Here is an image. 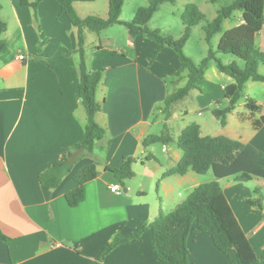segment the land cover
Wrapping results in <instances>:
<instances>
[{"label": "crops", "instance_id": "0c3cea01", "mask_svg": "<svg viewBox=\"0 0 264 264\" xmlns=\"http://www.w3.org/2000/svg\"><path fill=\"white\" fill-rule=\"evenodd\" d=\"M97 2H75L73 6L81 19H107L109 3L104 13V9L88 5ZM0 8L7 25L2 36L6 48L0 58V228L11 240L0 243V264H90L116 235L129 237L161 212L174 211L184 202L179 189L192 193L203 184L191 169L183 176L163 177L181 161L183 152L177 141L191 124L200 126L202 137H226L264 153L263 82L246 84L244 98L222 126L217 113L229 106L235 80L213 68L211 62L204 79L184 99V107L177 110L184 100L175 104L166 120L160 107L181 89L177 88L181 83L186 86L188 82L187 71L177 76L181 64L176 52L159 49L146 38H132L129 32L117 45V39L104 31L98 35L85 30L89 69L106 70L98 93L102 109L96 121L107 135L96 144L95 155L79 161L58 188L44 189L40 175L80 145L85 133L87 115L80 102L79 55L75 53L78 29L57 3L43 1L37 15L48 43L39 53L34 11L20 0H0ZM227 22L232 28L240 26L242 13L236 12ZM263 33L256 36V46L264 52ZM256 89L262 96L253 93ZM161 124L173 142L163 145L164 155L157 158L156 147L146 148L143 142L162 135L156 132ZM127 158L134 160L135 177L122 184L109 169L121 168ZM91 164L97 165L98 176L85 185L84 200L70 207L66 195L78 187L74 176ZM232 178L216 181L261 258L264 210L247 203L258 197L256 191L264 197L262 190L251 185L261 178L248 183ZM155 183L160 185L157 200L149 194ZM117 184L122 191L112 193L110 186ZM188 249L190 264H231L210 233L191 236ZM104 264L163 263L148 230L140 240L114 249Z\"/></svg>", "mask_w": 264, "mask_h": 264}, {"label": "trees", "instance_id": "16d2710c", "mask_svg": "<svg viewBox=\"0 0 264 264\" xmlns=\"http://www.w3.org/2000/svg\"><path fill=\"white\" fill-rule=\"evenodd\" d=\"M43 1L45 0H20L22 6L34 11V20L40 38L39 53L48 43V38L40 28L37 15L38 7ZM52 1L60 6L72 25L78 29V48L75 53L79 55L80 102L86 111L87 123L80 145L74 147L40 175V184L46 190L58 188L79 161L94 156L96 144L104 140L107 135L106 129L96 121V116L102 109L98 101V93L106 70L91 71L89 69L85 50V30L100 35L115 25H121L127 28L132 38H146L155 43L159 49L171 48L176 52L181 64L177 76L187 71L188 82L185 87L168 96L160 107L159 110L165 114L166 120L171 118L174 105L184 100L192 90L197 88L213 61L216 62L221 73L235 80L229 106L217 113L222 126L226 125L227 116L244 98L246 84L250 81L264 83V75L259 72L260 65L264 64V52L256 46V36L264 30V0H233L230 4L221 7L217 16L205 27L207 43L211 46L214 37L222 34L217 53L233 55L236 59L245 62V68H241L237 61L223 64L217 59V53L212 49L199 65L185 55L184 48L191 37L192 29L205 20V15L194 4L186 6L182 18L186 27L185 33L181 38L175 39L171 36H163L159 30H152L148 25L163 5L175 4L177 0H149L146 7L137 10L131 22L121 20L126 0H109L107 19L97 16L81 19L73 6L75 2L97 0ZM209 2L217 5L221 0H209ZM236 12L242 13L243 24L224 31L225 22L231 21ZM6 31L7 25L0 16V58L6 48V42L2 38ZM172 142L165 126L162 135L146 138L143 145L147 148L155 144L169 145ZM177 146L183 152V157L176 168L164 174V178L172 175L183 176L191 169L198 175H205L212 171L216 179L236 177V180L241 183H248L253 178L264 179V153L251 145L226 137H202L198 124H191L183 130ZM133 162V159L127 158L121 168L109 170L122 184H125L135 177L132 169ZM97 176L96 164L85 167L74 176L78 187L66 195L70 207H76L84 200L85 185L95 180ZM255 195L258 197L248 199L247 203L255 209L264 210V197L260 196L259 191H256ZM148 230L152 231L154 249L163 264H190L188 240L200 232L211 234L214 245L227 256L231 264H264V255L261 258L256 256L221 185L216 180L198 186L174 211L161 212L156 220L142 224L135 234L126 238L116 235L100 256L90 264H104L106 257L114 249L122 244L140 240ZM10 242V238L0 228V243Z\"/></svg>", "mask_w": 264, "mask_h": 264}, {"label": "rangeland", "instance_id": "374dc122", "mask_svg": "<svg viewBox=\"0 0 264 264\" xmlns=\"http://www.w3.org/2000/svg\"><path fill=\"white\" fill-rule=\"evenodd\" d=\"M233 0H221V2L217 5H214L209 2V0H177L175 4H165L161 7V10L154 16L152 21L149 23L148 27L152 30H159L163 36H171L175 39L181 38L185 33V24L183 23V14L185 12V8L189 4L196 5L199 10L205 15V20L192 29V34L190 39L188 40L184 53L187 57H189L195 64L199 65L203 59L208 56L209 50L212 49L217 53L218 44L222 37V34L216 35L213 39L212 45L210 46L206 41V24L211 22L218 13V10L230 4ZM109 0H98L96 4H88L92 5L94 10L104 9V13L108 9ZM149 3V0H126L123 13L121 16V20L125 22H131L136 15V12L139 8L146 7ZM100 12V11H99ZM232 28V23L227 22L224 24V31H227ZM104 33L109 37H115L117 39V45L122 43V40L128 35V30L126 27L121 25H115L108 30L104 31ZM264 37V33H263ZM217 59L221 61L223 64H228L229 62L237 61L241 68H245V62L236 59L231 54H222L217 53ZM211 66L217 69L216 62H212ZM259 72L264 75V64H261L259 67ZM185 83H181L177 88H183ZM260 87V86H258ZM176 90V89H175ZM257 96H262V93L259 89L253 91ZM185 101L178 104L177 110H181ZM218 125V124H217ZM217 129H221L220 126L216 127ZM165 128L164 125L161 124L157 127L156 132L159 134L164 133ZM156 147L155 155L160 158L164 154L161 152L163 149V144H155ZM141 167V166H140ZM142 168V167H141ZM199 178V181L203 184L210 183L216 180L212 171L208 172L205 175H196ZM232 177H230V181H232ZM251 185L255 188H259L264 192V180L255 179ZM157 186H160L159 183L154 184V188L149 193L151 197H154L156 200L157 196ZM181 192V199L185 201L191 193H186L184 188L179 189ZM170 210V209H169Z\"/></svg>", "mask_w": 264, "mask_h": 264}, {"label": "built area", "instance_id": "2783aa9c", "mask_svg": "<svg viewBox=\"0 0 264 264\" xmlns=\"http://www.w3.org/2000/svg\"><path fill=\"white\" fill-rule=\"evenodd\" d=\"M21 60H24V56H20L19 57ZM110 191L112 192V193H119V192H121L122 191V186L121 185H119V184H117V185H113V186H110Z\"/></svg>", "mask_w": 264, "mask_h": 264}]
</instances>
